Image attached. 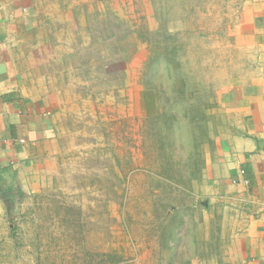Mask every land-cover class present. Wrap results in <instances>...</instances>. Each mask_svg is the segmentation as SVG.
<instances>
[{
	"label": "rangeland",
	"instance_id": "1",
	"mask_svg": "<svg viewBox=\"0 0 264 264\" xmlns=\"http://www.w3.org/2000/svg\"><path fill=\"white\" fill-rule=\"evenodd\" d=\"M244 1L29 0L10 65L52 105L59 151L0 203V264L237 263L244 196L208 200L198 187L229 129L223 89L255 66ZM167 29L184 45L180 102L172 72L146 67Z\"/></svg>",
	"mask_w": 264,
	"mask_h": 264
},
{
	"label": "crops",
	"instance_id": "2",
	"mask_svg": "<svg viewBox=\"0 0 264 264\" xmlns=\"http://www.w3.org/2000/svg\"><path fill=\"white\" fill-rule=\"evenodd\" d=\"M28 2L0 0L1 204L8 190H27L59 151L52 105L28 95L10 65V40L27 20ZM242 12L255 66L223 89L229 129L206 159L198 192L208 200L244 196L236 264H264V0H245Z\"/></svg>",
	"mask_w": 264,
	"mask_h": 264
},
{
	"label": "trees",
	"instance_id": "3",
	"mask_svg": "<svg viewBox=\"0 0 264 264\" xmlns=\"http://www.w3.org/2000/svg\"><path fill=\"white\" fill-rule=\"evenodd\" d=\"M120 26H115L117 33H118V40L125 39L129 33L131 32L130 28L126 26L125 22L122 20H119ZM166 35L169 37L168 39H164L163 41L157 40L155 41L154 45H151L152 52L150 57L148 58V62L146 64V67L148 65L156 66L160 68L161 70H167V76L171 78V72L174 76L175 80V93H177L174 96V100L176 101H182L183 98H181V92L177 90L179 81L183 82L181 80V76L183 75V71L181 69L182 63L179 61V57L182 53V50L184 48L183 43L180 42L178 38V32H172L169 29L166 30ZM159 34V33H157ZM119 60L121 62H126V58L120 57ZM121 71L124 72L123 69ZM164 108L160 106L159 111L156 113V117L148 116L145 121L146 123H150L151 120L156 119L158 116H164ZM152 135V134H151ZM150 133H145L142 139V147H143V154L144 156H150L153 157V153H150L153 146L155 147L154 143H152L153 139H150ZM150 153V154H149ZM205 167V166H204ZM204 169V168H203ZM6 199L9 200V204H12L15 199V194L10 189L6 192Z\"/></svg>",
	"mask_w": 264,
	"mask_h": 264
}]
</instances>
